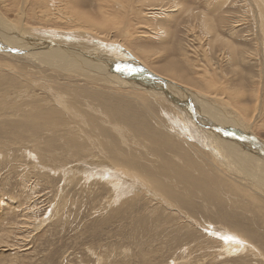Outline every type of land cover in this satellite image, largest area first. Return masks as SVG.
<instances>
[{
    "label": "bare ground",
    "instance_id": "obj_1",
    "mask_svg": "<svg viewBox=\"0 0 264 264\" xmlns=\"http://www.w3.org/2000/svg\"><path fill=\"white\" fill-rule=\"evenodd\" d=\"M6 1L9 0H0V123L17 143H24L26 137L38 140L31 141L32 150L25 151L27 157H35V168L62 172L71 183L78 180L85 186L102 185L108 196L107 208L120 203L114 207V216L131 209L140 198L136 208L149 215L136 224L137 233L170 229L174 235L169 244H177L180 249L193 245L196 238L203 240L199 238L203 230L209 234H202L204 241L212 246L200 241L199 249H216L219 255L228 257L248 253L264 264V250L257 245L264 242L260 236H264V142L256 139L259 143L251 144L249 140L255 138L249 130L245 132L242 124L233 120L228 108L224 109L228 112H224L225 116L215 104L216 100L227 103L255 129L264 115V90L260 89L263 84L250 95L243 89L229 92L227 86L221 88L207 81L204 86L214 91L208 93L215 99L212 103L183 87H199L183 73L153 67V73L139 69L134 75L127 67L120 71L114 64L128 65L127 57L142 65L128 56L123 44H105L83 29L81 25L92 17L78 9L66 15L61 8H54L58 2L55 6L54 0H50L52 5L40 0L37 4L45 9L43 18L49 25L28 27L21 20L26 0H10L12 5L15 1L21 4L16 6L20 9L19 21L10 19ZM246 2L255 18L254 43L264 58V0ZM84 3L85 0H76L70 6L76 8ZM200 15L197 19L203 32L211 36L216 30L210 19ZM209 42L212 44L211 39ZM222 46L221 54L227 50L228 54H236L233 45L224 42ZM110 52L118 55L110 56ZM260 66L264 82V66ZM60 80L75 84L65 85ZM63 85L67 89L60 87ZM130 87L145 91L149 99L128 92ZM36 88L45 90L48 96L35 95ZM246 100L259 105L248 109L241 105ZM186 125L196 126L193 139L209 148L216 159L203 146L193 144L190 136L185 137ZM62 155L67 159L61 160ZM91 194L98 199L101 191ZM8 238L7 233H0V243L9 245Z\"/></svg>",
    "mask_w": 264,
    "mask_h": 264
},
{
    "label": "rangeland",
    "instance_id": "obj_2",
    "mask_svg": "<svg viewBox=\"0 0 264 264\" xmlns=\"http://www.w3.org/2000/svg\"><path fill=\"white\" fill-rule=\"evenodd\" d=\"M9 1L4 5L8 11L10 10V19L19 21L20 9L16 6L20 7L21 4L15 1L12 5L13 2ZM27 1L22 23L28 27L49 25L43 18L45 9L37 4L40 0ZM54 1V4L59 3L58 7L54 8H61L60 10L66 15L78 9L86 13L89 18L92 17L89 23L84 22L81 25L83 29L94 37L103 39L101 42L105 44H116V41L120 45L123 44L128 48H125L129 52L128 56L136 59L143 66L140 67L127 57L128 65L114 64L122 69L120 71H124L127 67L134 75L139 69L153 73L155 72L153 67L166 68L179 75L183 73L182 76L196 82L198 85L195 86H199L198 88L205 93L200 92L198 88L182 86L192 91L195 96L205 98L212 103L215 99H212L208 93L214 94V91L204 86L207 81H212L217 87L227 86L229 92L233 93H239V89H243L245 93L252 95L262 84L263 87L260 89L264 90V82L260 77V65L264 66V58L260 56V50L255 44V18L249 12L246 0H85L83 5H76V8L71 7L75 5L76 0ZM48 2L51 4L50 0ZM175 2L180 5L179 8L174 6ZM67 3L69 6L73 5L69 7ZM214 10L217 11L215 12L217 15H213ZM199 13L210 19L209 23L216 30V32L212 31L211 36L203 32L201 23L198 22ZM34 17H37V20ZM215 35L218 36L214 37ZM214 39L216 40L213 41ZM224 42L233 45L236 54H228V50L221 54L220 49ZM108 55L118 54L110 52ZM147 79L152 80V78ZM60 81L65 85L75 84L67 80ZM80 85L86 84L80 83ZM60 87L67 89L64 85ZM130 88L127 89L128 92L142 94L149 99L150 96L146 95L145 91L137 90L136 87ZM261 92L264 95V91ZM34 94L42 98L48 96L45 90L38 88L34 90ZM216 101L215 104L223 113H228L224 110L226 108L232 112V117L237 118L233 120L241 123L245 132L249 130L252 138L264 142V115L258 120L257 125L260 127L257 128L258 126L255 125L253 129L246 117H241L239 111L233 110L235 108L221 100ZM236 101L239 103L238 99ZM241 105L251 109L254 108L253 105L259 103L246 100V102L242 101ZM64 117L65 120V114ZM2 127L5 128V125L0 123V233L9 235L6 240L9 245L0 243V264H263L261 259L248 253L228 257L219 255L216 249V251L208 247H204V250L199 249L200 241L205 240L202 234L209 236L208 232L201 228L199 238L204 239L196 240V238L191 242L195 247L182 246L183 248L180 249L177 248V244L176 247L170 246L169 241L174 235L170 229L151 231L150 234L137 233L136 224L149 215V212L143 211L144 209L140 208L141 211L136 208V203L141 201L140 198L133 202L134 210L131 207L126 209L125 213L122 210L114 216V211L120 203L119 206L111 205L109 208V204L106 205L108 196L102 185L85 186L78 180L71 183L70 180L68 181V176L67 181L64 179L65 175L62 172H58L59 174L51 172V174L41 167L35 168L33 163L35 157L33 155L27 157L25 151L26 148L32 150L34 143L31 141L38 140L26 137L24 143H17L13 134L5 132ZM185 128L186 138L190 136L193 144L206 148L198 140L196 142L193 139L194 133H197L196 126L194 128L186 125ZM59 141L60 138L54 143L58 144ZM206 150L210 157L216 159L209 148ZM60 159L67 158L62 155ZM70 165L69 163L68 166ZM63 170L62 168L61 171ZM96 190L101 191L98 199L91 196V192ZM115 206L117 208H114ZM166 214L170 213L166 212ZM148 224L151 225V221ZM262 235L260 236L263 238ZM203 245L212 246L207 241H204ZM257 245L259 249L264 250V242H259ZM192 251L193 254L190 255Z\"/></svg>",
    "mask_w": 264,
    "mask_h": 264
},
{
    "label": "water",
    "instance_id": "obj_3",
    "mask_svg": "<svg viewBox=\"0 0 264 264\" xmlns=\"http://www.w3.org/2000/svg\"><path fill=\"white\" fill-rule=\"evenodd\" d=\"M240 139H242L241 137H240ZM243 140V139H242ZM249 142L252 144V143H255V144H258L259 143V141L257 142L256 141V139L255 140H249Z\"/></svg>",
    "mask_w": 264,
    "mask_h": 264
}]
</instances>
